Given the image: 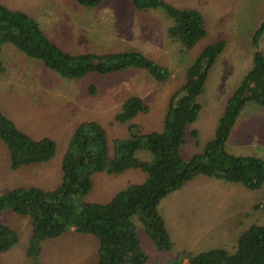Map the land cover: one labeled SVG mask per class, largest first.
I'll return each instance as SVG.
<instances>
[{"label": "rangeland", "instance_id": "374dc122", "mask_svg": "<svg viewBox=\"0 0 264 264\" xmlns=\"http://www.w3.org/2000/svg\"><path fill=\"white\" fill-rule=\"evenodd\" d=\"M3 1L10 9L34 18L46 36L64 51L78 54L130 49L168 67L171 77L159 85L146 71L130 68L120 74H90L77 81L65 80L12 45L0 44L4 67L0 74V110L9 113V119L27 135L35 139L47 137L56 143V156L49 163L12 171L8 152L0 141V193L19 187L51 190L57 186L61 182L59 163L68 138L81 122L93 120L104 127L112 155L113 143L128 135L127 125L114 120L127 97H140L148 108L133 123L144 132L160 131L170 98L185 83L188 67L205 47L223 40L225 48L197 99L198 118L184 134L181 156L188 160L201 153L213 137L229 97L252 66L251 41L264 19V0H164L177 9H194L205 20L206 37L182 54L181 44L167 35L173 21L159 8L136 9L131 0H102L99 6L91 8L81 7L74 0ZM258 45L264 54V33ZM91 87L93 95L89 92ZM192 131L197 133L196 140ZM225 149L234 156L264 161V107L254 102L244 106ZM142 157L149 159L146 154ZM145 179L146 174L139 170H128L119 176L97 174L85 200L107 203L117 190ZM240 186L199 176L162 198L158 212L173 244L169 252H158L134 218L141 248L148 257L145 264H171L175 255H195L213 249L235 251L241 231L264 223V185L253 191L241 186L242 193L233 190ZM255 205L258 209H254ZM223 220L225 225L215 229ZM0 221L10 225L19 236L15 247L0 254V264H32L25 255L30 220L2 213ZM97 250L95 238L68 231L56 240L45 241L39 260L40 264H97ZM181 264H187L186 258Z\"/></svg>", "mask_w": 264, "mask_h": 264}, {"label": "trees", "instance_id": "16d2710c", "mask_svg": "<svg viewBox=\"0 0 264 264\" xmlns=\"http://www.w3.org/2000/svg\"><path fill=\"white\" fill-rule=\"evenodd\" d=\"M84 8L99 6L102 0H74ZM136 9H162L173 24L167 35L188 53L207 35L203 15L194 9H177L164 0H131ZM7 4V3H6ZM264 33V19L252 38V66L229 97L217 121L213 137L203 151L185 160L181 150L184 134L200 111L197 102L209 72L225 48V41L205 47L188 67L185 83L171 96L160 131L144 132L133 123L148 108L138 96L127 97L114 120L127 125V137L113 143L96 121L79 123L68 138L59 163L61 182L51 190L39 187L12 188L0 193V214L11 213L30 220L26 257L40 264L42 244L68 231L89 235L98 242L97 264H145L134 218L144 227L158 252H169L173 244L162 215L160 200L199 176L236 183L250 191L264 185V161L234 156L225 143L244 106L254 102L264 107V54L258 41ZM0 44H10L30 59L40 61L60 78L77 81L87 75L109 76L130 68L141 69L159 85L171 77L168 67L130 49L121 52L78 53L64 51L43 32L40 24L0 0ZM0 45V55L2 53ZM4 71L0 57V74ZM94 94V88L89 89ZM192 137L197 133L192 131ZM0 141L9 155V168L44 165L56 156V143L47 137L35 139L20 130L0 110ZM146 154L148 158L142 157ZM141 156V157H140ZM128 170L146 174L142 183H130L117 190L107 203L87 202L97 174L119 176ZM258 209V205L254 206ZM19 242L18 233L0 221V254ZM264 264V223L250 225L236 238L235 251L207 250L175 255L171 264Z\"/></svg>", "mask_w": 264, "mask_h": 264}, {"label": "crops", "instance_id": "0c3cea01", "mask_svg": "<svg viewBox=\"0 0 264 264\" xmlns=\"http://www.w3.org/2000/svg\"><path fill=\"white\" fill-rule=\"evenodd\" d=\"M5 114L8 116V118H11V115H10L9 113H6V112H5ZM11 119H12V118H11ZM237 119H238V118H237ZM236 121H237V120H236ZM235 123H236V122H235ZM234 126H235V124H234ZM242 188H243V186H242ZM242 188H241V186H240V187H237V188H235V189H233V190H237V192H238V191H241V193H242V190H241ZM243 189H245V188H243ZM209 208H210V209H211V208H214V209H215V207H213V206H210ZM217 225H218V227H216L215 229L219 228V225L224 226V225H225L224 220L222 221V223H220V222L217 223ZM244 230H245V229H244ZM241 232H242V231H241ZM241 232H240V233H241Z\"/></svg>", "mask_w": 264, "mask_h": 264}]
</instances>
